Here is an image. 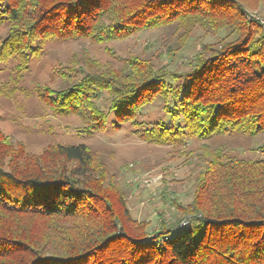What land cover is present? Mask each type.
<instances>
[{
	"label": "trees",
	"instance_id": "16d2710c",
	"mask_svg": "<svg viewBox=\"0 0 264 264\" xmlns=\"http://www.w3.org/2000/svg\"><path fill=\"white\" fill-rule=\"evenodd\" d=\"M251 2L0 0V27H9L0 63L25 72L53 40L105 44L174 25L183 37L195 28L223 33L185 72L140 58L122 69L83 66L69 71L67 87H46L39 97L55 115L80 117L88 132L104 129L103 95L120 122L138 127L143 106L159 95L176 100L183 126L136 130L154 145L172 146L183 136L255 137L264 133V35L246 18ZM11 140L0 144V264H264V158L208 154L193 202L182 209L194 219L151 232L133 219L115 176L87 145L56 144L36 155ZM194 221L203 223L199 235L173 234Z\"/></svg>",
	"mask_w": 264,
	"mask_h": 264
},
{
	"label": "rangeland",
	"instance_id": "374dc122",
	"mask_svg": "<svg viewBox=\"0 0 264 264\" xmlns=\"http://www.w3.org/2000/svg\"><path fill=\"white\" fill-rule=\"evenodd\" d=\"M255 2L252 0L246 9V18L257 23L264 35V6ZM8 30L7 25L0 27V44ZM181 35L174 25L105 44L53 40L45 45L41 57L31 60L25 72L17 74L13 62L0 63V144L2 138L10 137L13 144H22L28 153L36 155L51 145L85 144L115 176L133 219L149 224L151 232L159 230L162 223L175 225L194 219L182 209L193 202L196 180L205 169L208 154L218 152L225 158L248 161L264 158V133L255 137L215 135L207 140L183 136L172 146L154 145L140 139L136 130L154 123L169 128L183 126V118L174 115L176 100L159 95L143 106L134 117L138 127L120 122L108 108V95H103L98 103L105 115L104 129L88 132L80 117L55 115L39 97L46 87H67L69 71H79L83 66L122 69L125 61L140 58L151 61L157 69L185 72L194 55L223 33L207 35L195 28L186 37ZM202 226V222L194 221L173 234L193 231L199 235Z\"/></svg>",
	"mask_w": 264,
	"mask_h": 264
},
{
	"label": "built area",
	"instance_id": "2783aa9c",
	"mask_svg": "<svg viewBox=\"0 0 264 264\" xmlns=\"http://www.w3.org/2000/svg\"><path fill=\"white\" fill-rule=\"evenodd\" d=\"M190 224V220H185L181 223V226H188Z\"/></svg>",
	"mask_w": 264,
	"mask_h": 264
}]
</instances>
